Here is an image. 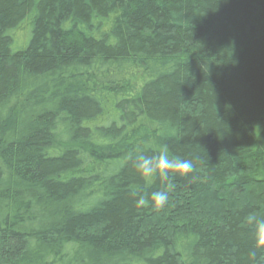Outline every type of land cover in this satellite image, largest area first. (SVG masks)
<instances>
[{"label":"trees","instance_id":"obj_1","mask_svg":"<svg viewBox=\"0 0 264 264\" xmlns=\"http://www.w3.org/2000/svg\"><path fill=\"white\" fill-rule=\"evenodd\" d=\"M192 159L168 202L127 159ZM264 0H0V264H264Z\"/></svg>","mask_w":264,"mask_h":264},{"label":"clouds","instance_id":"obj_2","mask_svg":"<svg viewBox=\"0 0 264 264\" xmlns=\"http://www.w3.org/2000/svg\"><path fill=\"white\" fill-rule=\"evenodd\" d=\"M127 159L132 163L136 172L146 182L158 179L162 185L160 190L153 191L150 197L141 194V189L133 188L132 195L138 196L136 206L148 207L150 204L154 209L162 208L169 199L168 189L171 187L172 174H178L186 178L192 174L195 164L192 159L171 155L169 147L165 144L160 147L156 154H146L144 151L129 153ZM253 224L254 250L250 253L255 258L256 251H264V218L249 217Z\"/></svg>","mask_w":264,"mask_h":264}]
</instances>
